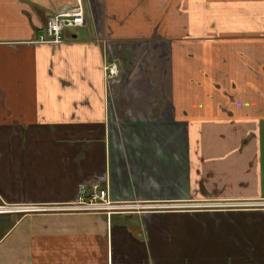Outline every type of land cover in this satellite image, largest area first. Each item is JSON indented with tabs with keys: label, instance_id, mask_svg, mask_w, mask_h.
Segmentation results:
<instances>
[{
	"label": "crops",
	"instance_id": "1",
	"mask_svg": "<svg viewBox=\"0 0 264 264\" xmlns=\"http://www.w3.org/2000/svg\"><path fill=\"white\" fill-rule=\"evenodd\" d=\"M76 1L0 0V204L129 207L0 215V264H264V211L224 207L264 198V0H80L37 43Z\"/></svg>",
	"mask_w": 264,
	"mask_h": 264
},
{
	"label": "built area",
	"instance_id": "2",
	"mask_svg": "<svg viewBox=\"0 0 264 264\" xmlns=\"http://www.w3.org/2000/svg\"><path fill=\"white\" fill-rule=\"evenodd\" d=\"M76 6L71 8L70 11L56 13L50 16L45 25V33L37 40V43H45L50 45H60L63 42V32L65 30H75L85 26L84 8L80 0L76 1ZM103 73L106 82H113L120 76V69L113 61H106L103 67ZM99 199L101 203H96L95 199L97 195H93L88 203L81 202L80 207H71L73 210H86V211H111L116 209L108 200L106 192H99ZM232 208L243 211H264V198L259 199H246L237 200L232 203H228ZM48 207L40 205H0V214H12V213H33L37 211L49 210Z\"/></svg>",
	"mask_w": 264,
	"mask_h": 264
},
{
	"label": "bare ground",
	"instance_id": "3",
	"mask_svg": "<svg viewBox=\"0 0 264 264\" xmlns=\"http://www.w3.org/2000/svg\"><path fill=\"white\" fill-rule=\"evenodd\" d=\"M107 61H113L116 66L118 67L119 69V66H118V63L116 60L114 59H109ZM101 191H104L107 193L108 195V200L113 203V206H116V209H113L111 211H86V210H73V209H70L71 207H80L81 206V202L83 203H88L92 196L93 195H97V198L95 199L96 203H101V199H99V192ZM0 205H4V204H0ZM141 205L139 203H136L134 204V207L137 208V207H140ZM45 207V206H43ZM127 207H129L128 204H125V203H117V202H114L112 201V199L110 198L109 196V193L107 191V189H101L97 186H94L92 188H89V190H87V188H84V189H81L79 191V196H78V199L76 202L72 203V204H69V205H60V206H55V207H48L50 208L49 210H44V211H37V212H69V213H102V214H105L107 216H110L112 213L114 212H117V211H122L124 209H126ZM225 208H228L230 207L228 204L224 206ZM170 209H173L174 207H169ZM169 208H166V209H169ZM176 208V207H175ZM37 212H33V213H37ZM14 214V213H12ZM17 214H24V213H17ZM0 215H3V214H0Z\"/></svg>",
	"mask_w": 264,
	"mask_h": 264
},
{
	"label": "flooded vegetation",
	"instance_id": "4",
	"mask_svg": "<svg viewBox=\"0 0 264 264\" xmlns=\"http://www.w3.org/2000/svg\"><path fill=\"white\" fill-rule=\"evenodd\" d=\"M111 83H113V82H109L108 84L111 85ZM106 85H107V83H106Z\"/></svg>",
	"mask_w": 264,
	"mask_h": 264
}]
</instances>
